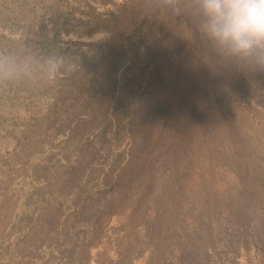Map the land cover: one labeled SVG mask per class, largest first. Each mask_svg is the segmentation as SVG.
<instances>
[{"label":"rangeland","instance_id":"1","mask_svg":"<svg viewBox=\"0 0 264 264\" xmlns=\"http://www.w3.org/2000/svg\"><path fill=\"white\" fill-rule=\"evenodd\" d=\"M188 6L0 0V264H264V65Z\"/></svg>","mask_w":264,"mask_h":264},{"label":"clouds","instance_id":"2","mask_svg":"<svg viewBox=\"0 0 264 264\" xmlns=\"http://www.w3.org/2000/svg\"><path fill=\"white\" fill-rule=\"evenodd\" d=\"M185 11L221 59L264 65V0H189Z\"/></svg>","mask_w":264,"mask_h":264},{"label":"bare ground","instance_id":"3","mask_svg":"<svg viewBox=\"0 0 264 264\" xmlns=\"http://www.w3.org/2000/svg\"><path fill=\"white\" fill-rule=\"evenodd\" d=\"M104 197V196H103ZM67 226V225H66Z\"/></svg>","mask_w":264,"mask_h":264}]
</instances>
